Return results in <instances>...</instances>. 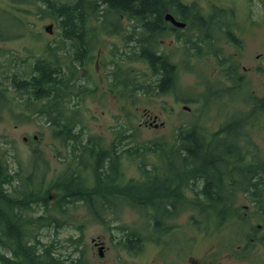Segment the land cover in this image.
I'll use <instances>...</instances> for the list:
<instances>
[{
    "label": "trees",
    "instance_id": "16d2710c",
    "mask_svg": "<svg viewBox=\"0 0 264 264\" xmlns=\"http://www.w3.org/2000/svg\"><path fill=\"white\" fill-rule=\"evenodd\" d=\"M12 1L36 2L43 6L57 21L58 35L64 44L61 47L47 44L46 50L32 62L29 76L13 72L0 78V104L8 100L5 99L7 89L22 95L23 112L44 118L52 137L65 149L62 157L66 160L64 169L48 184L39 199L44 214L32 216L34 208L30 204L44 185V174L37 178V171L40 164L47 167L46 161L35 153L31 171L19 176V171L11 172L6 160L0 159V245L3 247L0 264L65 262L51 254L52 246L39 248L35 230L44 221L51 224L57 219L55 213L63 214L67 205L77 201L83 203L93 220L106 223L108 215L119 211L117 200H126L138 209L148 231L143 236L137 228H126L125 237L134 240L145 236L159 238L172 230L171 220L189 208L196 210L192 211L190 221L197 227L204 222V217L207 223L212 216L215 225L231 221L227 215L235 213L218 208L227 205L225 200L222 201L227 196H204V171H209L212 182L219 179L220 172L213 164L204 163V159L210 158L204 152V132L195 122L180 126L173 136L147 141L137 137L139 125L128 127L127 123H120L115 127L112 140L105 143L103 137L85 129L81 118L83 97L87 93L94 95L98 90L89 85L98 28L108 33L122 29L115 17L126 12L143 31L135 36L124 34L126 40L135 38L138 44L120 57L121 61H115L109 72L112 75L109 91L118 88L123 96L127 90H134L133 85L142 93L152 91L154 86L158 93H173L177 87L178 67L165 53L155 52L151 40L157 38L158 32H163L162 28L156 30L159 16L166 12L179 14L180 11L179 15L186 17L187 11L199 13V10L192 12V7L182 4L181 0ZM90 19L104 25L90 26ZM134 61L145 62L148 73L143 70L132 74L130 64ZM122 76L125 78L120 80ZM130 77H149V82L146 79L132 82ZM123 160L138 167L141 179L124 180ZM89 176L93 180L90 186L87 184ZM52 191L54 198L50 196ZM47 198L52 203L46 205ZM74 264L79 263L74 261Z\"/></svg>",
    "mask_w": 264,
    "mask_h": 264
},
{
    "label": "rangeland",
    "instance_id": "374dc122",
    "mask_svg": "<svg viewBox=\"0 0 264 264\" xmlns=\"http://www.w3.org/2000/svg\"><path fill=\"white\" fill-rule=\"evenodd\" d=\"M182 1L195 2L203 7L205 12L214 7L215 16L221 15L222 10H227L237 17L241 28L247 16L264 18V0ZM116 17L117 24L122 29L129 30H120L117 34L97 32L94 40L96 46L97 42L101 45L98 52L102 53V64L106 59L112 58L108 55V48L117 51L116 57L119 52H124L126 49L124 34L131 33L133 36L141 34L137 33L141 30L137 27L132 30L131 24L135 21H131V18L124 15ZM262 21L264 22V19ZM262 21L257 20L256 24L260 26ZM48 25L51 26L50 32L45 30ZM89 25L95 26L96 22L90 19ZM249 30L252 31L242 32L245 46L243 62L253 60L254 54L261 51L259 60L263 63L264 27L262 31ZM58 32L57 21L50 17L49 12L39 3L0 0V78L3 79L13 72L29 76L32 62L46 50L47 44L54 46L59 44L60 47L64 44ZM188 34L186 31L182 36L186 37ZM213 35L216 39V30L213 31ZM157 39L162 51L169 54L173 63L178 66L176 91L183 100H175L170 94L134 92L128 101L126 93L122 97L116 88L112 93L108 89L110 81L108 76L104 75V70L109 73L111 66L99 68L95 66L93 59L90 63L89 85L94 89L96 85L98 90L94 95L87 93L83 97L80 105L81 118L85 129L103 137L105 143L112 140L116 132L115 127L120 123H127L128 127L139 125L137 137L143 141L173 136L177 127L190 122L197 123L204 131V70L208 68L207 64H204L201 54L191 59L188 55L190 51L183 44H174L170 35L164 33ZM255 46L258 48L255 49ZM218 48L214 41L210 52ZM207 59L204 57V60ZM130 66L132 74L143 70L147 72L142 62H133ZM140 79L149 80V77ZM7 90L5 99L8 100L0 104V159L6 160L11 172L19 171V176H24L32 169L34 152L46 161L43 188L30 204V207L34 208L32 216H37L44 214L43 203L39 199L48 184L64 169L66 159H63L62 155L65 154V149L52 137L49 126L42 116L23 112L22 95L11 89ZM183 105L188 106L189 110L183 109ZM147 114L157 115L156 121L150 124V117L144 123ZM209 115L211 118L206 121L205 126L213 129L220 119L218 115L215 116L214 107L210 108ZM154 122L159 124L158 127H154ZM252 135L254 141L260 142L264 156V131L259 130ZM133 164L127 160L122 161L125 169L124 180L141 179V172ZM44 170L45 167L40 164L38 170L40 178ZM87 182L89 186L92 185L93 180L90 176L87 177ZM12 184L15 185V182ZM50 196L54 198V191L50 192ZM35 199L38 200L35 202ZM230 200V204H234L235 207L232 212L235 213L234 217L238 218L236 221L215 225L213 217L210 216L207 223L204 217V222H200V226L197 227L190 221L192 211L196 210L189 208L171 220L173 228L163 233L160 242L146 240L143 241L144 245L138 242L144 249L141 251L133 249L138 251L137 253L128 252L125 246L117 243L119 238L125 236L126 228H137L143 236L148 234L145 230V219L138 213V209L129 205L126 200H117L119 211L114 215H108L106 223L93 220L83 203L79 201L70 203L63 214H54L57 219L51 224L43 220L44 223L35 230V240L40 243L39 248L52 246L55 253L60 254V258H68L70 255L72 259L79 260V257H84L85 264H154L153 261L156 264H264V245L259 243V236H264V229L257 228L252 218L248 197L241 194L232 196ZM50 203L52 201L47 198L45 204ZM227 218L231 220L232 215H227ZM93 242H102L105 248L103 256H98ZM2 249L0 245V252Z\"/></svg>",
    "mask_w": 264,
    "mask_h": 264
},
{
    "label": "flooded vegetation",
    "instance_id": "af4514ba",
    "mask_svg": "<svg viewBox=\"0 0 264 264\" xmlns=\"http://www.w3.org/2000/svg\"><path fill=\"white\" fill-rule=\"evenodd\" d=\"M193 9L196 8L192 7L191 11ZM124 13V16H128ZM179 14L173 13V17L175 20H184V27L173 25L163 15L159 16L156 30L160 31L162 28L163 33L171 36L174 44H183L190 51L191 59L197 56L194 50L199 49L204 64L208 66L204 70V152L210 159H204V163L213 164L220 174L219 179L212 182L209 171L204 169V196H227L222 198L227 205L218 208L229 211L235 208L234 204H230L232 196L243 194L249 199L252 218L257 228L264 229V156L260 142L252 139L253 132L264 131V62L259 60L261 51L254 54L253 60L243 62L245 46L242 33H250L252 30L249 29L262 31L264 18L247 16L241 28L236 16H207L204 12L188 11L186 17ZM257 20L263 23L258 26ZM197 24L204 29L194 28ZM215 30L216 39L213 35ZM186 31L189 34L184 38L182 33ZM156 41L158 45V39ZM214 41L219 48L210 52ZM204 57L208 59L204 60ZM211 107H214V114L220 119L213 129L205 126L206 121L211 118ZM146 240L160 242L155 237H139L134 240L123 236L117 243L125 246L128 252L137 253L133 249L143 250L138 242L144 245L143 241ZM259 243L264 245V236H259ZM93 244L98 249L102 242ZM104 249L103 245V251ZM77 262L84 264L81 257ZM152 263L156 264L154 261Z\"/></svg>",
    "mask_w": 264,
    "mask_h": 264
},
{
    "label": "water",
    "instance_id": "95a60500",
    "mask_svg": "<svg viewBox=\"0 0 264 264\" xmlns=\"http://www.w3.org/2000/svg\"><path fill=\"white\" fill-rule=\"evenodd\" d=\"M166 18H170V19H171L175 24H177V25H180V26H183V25H184V23H182V22H175V21L173 20V18L171 17L170 14H166ZM45 29H46V30H49V29H50V25L46 26ZM101 253H102V252L100 251L99 254H101Z\"/></svg>",
    "mask_w": 264,
    "mask_h": 264
}]
</instances>
